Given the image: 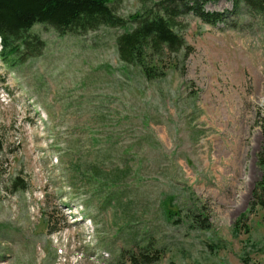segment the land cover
<instances>
[{"label":"rangeland","instance_id":"1","mask_svg":"<svg viewBox=\"0 0 264 264\" xmlns=\"http://www.w3.org/2000/svg\"><path fill=\"white\" fill-rule=\"evenodd\" d=\"M110 1L128 21L161 0ZM206 10L227 23L180 16L150 78L119 56L134 22L38 24L39 57H0V264H264V15Z\"/></svg>","mask_w":264,"mask_h":264},{"label":"trees","instance_id":"2","mask_svg":"<svg viewBox=\"0 0 264 264\" xmlns=\"http://www.w3.org/2000/svg\"><path fill=\"white\" fill-rule=\"evenodd\" d=\"M219 0H161L152 2L142 13L131 16L128 21L117 15L110 0H0V37L4 62L26 61L39 57L44 42L30 33L35 25L53 27L61 36L86 33L102 27L123 28L127 22H134L133 29L117 38L118 52L122 62L140 65L147 78L157 73L156 59L179 53L186 49L185 39L176 31L177 19L184 14H192L202 22L217 26L227 23L225 13L209 12L208 4ZM236 14L246 8L251 15H264V0H228ZM149 64L151 67H149ZM264 137V125H263ZM264 139V138H263ZM3 143L0 132V153ZM263 176L254 193V201L264 206V144L260 152ZM13 190H12V189ZM28 184L21 178L15 179L5 191L16 193L25 191ZM2 191L0 190V198ZM170 203L165 208L169 219L174 217ZM135 264H151L144 256Z\"/></svg>","mask_w":264,"mask_h":264}]
</instances>
